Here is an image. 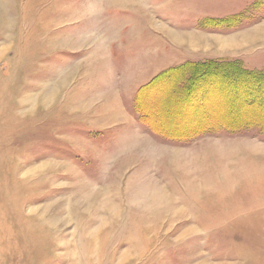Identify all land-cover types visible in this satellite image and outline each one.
<instances>
[{"label":"rangeland","instance_id":"374dc122","mask_svg":"<svg viewBox=\"0 0 264 264\" xmlns=\"http://www.w3.org/2000/svg\"><path fill=\"white\" fill-rule=\"evenodd\" d=\"M263 93L264 0H0V264H264Z\"/></svg>","mask_w":264,"mask_h":264},{"label":"bare ground","instance_id":"6f19581e","mask_svg":"<svg viewBox=\"0 0 264 264\" xmlns=\"http://www.w3.org/2000/svg\"><path fill=\"white\" fill-rule=\"evenodd\" d=\"M184 38V37H183ZM224 77V76H223ZM225 79V78H224ZM245 85V84H244ZM218 86V85H217ZM245 89H247V88H245ZM235 91V90H234ZM256 91V90H255ZM211 94V93H210ZM264 94V93H263ZM259 97H260V95H259ZM208 101V100H207ZM180 102V101H179ZM209 102V101H208ZM211 102V101H210ZM187 103V102H186ZM184 104V103H183ZM178 105H179V103H178ZM215 105H216V103H215ZM217 106V105H216ZM179 107V106H178ZM213 107V106H212ZM222 107V106H221ZM177 110V109H176ZM192 111V110H191ZM193 119V118H192Z\"/></svg>","mask_w":264,"mask_h":264}]
</instances>
